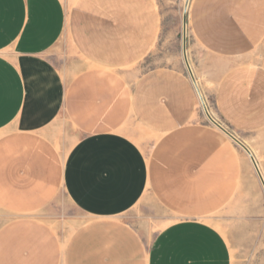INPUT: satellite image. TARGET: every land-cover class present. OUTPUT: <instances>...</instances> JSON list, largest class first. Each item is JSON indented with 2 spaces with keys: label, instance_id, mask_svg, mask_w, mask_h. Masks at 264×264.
Returning <instances> with one entry per match:
<instances>
[{
  "label": "crops",
  "instance_id": "crops-1",
  "mask_svg": "<svg viewBox=\"0 0 264 264\" xmlns=\"http://www.w3.org/2000/svg\"><path fill=\"white\" fill-rule=\"evenodd\" d=\"M67 2L0 0V264H234L211 220L260 187L264 0H191L194 79L144 68L155 0ZM146 202L175 220L151 246L127 217Z\"/></svg>",
  "mask_w": 264,
  "mask_h": 264
},
{
  "label": "rangeland",
  "instance_id": "rangeland-1",
  "mask_svg": "<svg viewBox=\"0 0 264 264\" xmlns=\"http://www.w3.org/2000/svg\"><path fill=\"white\" fill-rule=\"evenodd\" d=\"M72 1L74 0H68L66 6L70 8ZM155 1L160 7L162 21L164 22L163 38L161 46L156 52V57L145 63L144 68L152 69L162 65L182 66L191 74L188 65L190 68L192 66L197 73L199 70L204 72L203 65L208 58L198 50L189 29L188 15L191 0ZM183 51L186 52V59ZM191 76L194 77L192 74ZM200 100L202 107L205 103L209 113L214 114L213 99L209 96ZM255 146L254 152L260 168L257 166L254 175L260 183V187L253 198V203L230 206L224 212L215 215L211 220L213 225L223 233L228 243H230L234 264H257L258 243L260 246L264 244V138L258 139ZM245 149L248 150L247 147ZM249 153L253 162L257 165L252 153L250 151ZM67 213L72 217V232L80 225L84 215L80 214L72 203L69 204ZM128 214L127 217H130V221L142 231L147 246H151L157 234L164 227L175 221L172 215L159 211L155 204L151 202L136 207ZM249 217H254V219Z\"/></svg>",
  "mask_w": 264,
  "mask_h": 264
},
{
  "label": "bare ground",
  "instance_id": "bare-ground-1",
  "mask_svg": "<svg viewBox=\"0 0 264 264\" xmlns=\"http://www.w3.org/2000/svg\"><path fill=\"white\" fill-rule=\"evenodd\" d=\"M184 53H185V59H186V52L185 51H183ZM187 67L190 69V72H191V74L192 75H194V73H193V70H192V68H190V66H188L187 65ZM193 79H194V77H193ZM200 94V93H199ZM200 97V96H199ZM200 99H202V98H200ZM241 144V143H240ZM242 145V144H241ZM243 146V145H242ZM258 168V167H257Z\"/></svg>",
  "mask_w": 264,
  "mask_h": 264
},
{
  "label": "built area",
  "instance_id": "built-area-1",
  "mask_svg": "<svg viewBox=\"0 0 264 264\" xmlns=\"http://www.w3.org/2000/svg\"><path fill=\"white\" fill-rule=\"evenodd\" d=\"M203 110H204L205 113L207 112L208 115L210 116L209 110L207 109V106L205 105V103H204V106H203Z\"/></svg>",
  "mask_w": 264,
  "mask_h": 264
},
{
  "label": "water",
  "instance_id": "water-1",
  "mask_svg": "<svg viewBox=\"0 0 264 264\" xmlns=\"http://www.w3.org/2000/svg\"><path fill=\"white\" fill-rule=\"evenodd\" d=\"M187 62V61H186ZM211 117V116H210ZM211 119H212V117H211ZM213 120V119H212Z\"/></svg>",
  "mask_w": 264,
  "mask_h": 264
}]
</instances>
